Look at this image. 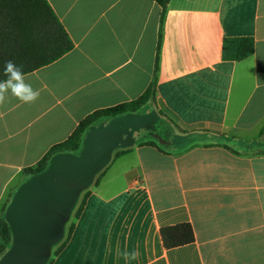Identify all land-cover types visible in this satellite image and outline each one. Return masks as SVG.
<instances>
[{
    "label": "crops",
    "instance_id": "crops-1",
    "mask_svg": "<svg viewBox=\"0 0 264 264\" xmlns=\"http://www.w3.org/2000/svg\"><path fill=\"white\" fill-rule=\"evenodd\" d=\"M47 1L74 48L25 75L35 103L9 94L0 105V225L25 169L156 78L169 146L145 139L113 159L50 264H264V0H171L157 72L156 1ZM237 38H252L255 53L224 59ZM183 223L195 242L167 249L161 230Z\"/></svg>",
    "mask_w": 264,
    "mask_h": 264
},
{
    "label": "water",
    "instance_id": "water-1",
    "mask_svg": "<svg viewBox=\"0 0 264 264\" xmlns=\"http://www.w3.org/2000/svg\"><path fill=\"white\" fill-rule=\"evenodd\" d=\"M160 120L151 106L139 114L103 121L85 134L78 154L55 155L45 171L21 184L5 211L12 243L0 264H49L82 193L112 163L116 151L146 138L170 144L159 134Z\"/></svg>",
    "mask_w": 264,
    "mask_h": 264
},
{
    "label": "trees",
    "instance_id": "trees-1",
    "mask_svg": "<svg viewBox=\"0 0 264 264\" xmlns=\"http://www.w3.org/2000/svg\"><path fill=\"white\" fill-rule=\"evenodd\" d=\"M154 1L162 8L158 53L155 65V71L157 72L159 69L163 24L168 4L171 0ZM73 48V41L47 0H0V81L7 79L4 73V66L9 60L21 67L24 75H26L57 61L72 51ZM254 53L255 43L252 38L226 39L224 41V59L226 60L242 61ZM155 87L156 78H154L151 86L141 98L114 107L101 109L88 115L80 122L74 133L65 142L52 147L37 165L24 170L27 180L45 171L50 160L55 155L60 153L78 154L85 134L90 128L111 118L126 114L142 113L147 110L148 106H154L156 97ZM159 114L161 117L158 125L159 134L163 139L170 142L173 134L171 125L161 113ZM262 132H264V128ZM150 139L152 141L148 142V145L158 146L156 139ZM125 151H116L114 159ZM104 172L105 170L96 178L94 184L98 183ZM88 191L82 193L80 201L67 225L66 236L54 248L52 257L58 254L59 250L67 243L73 231V220L81 212ZM7 206L8 204L6 205L5 211ZM0 232L5 240V244L0 247L1 259L9 250L12 243V234L5 219L1 221ZM161 234L167 249H173L195 242L194 230L189 223L163 228Z\"/></svg>",
    "mask_w": 264,
    "mask_h": 264
},
{
    "label": "clouds",
    "instance_id": "clouds-1",
    "mask_svg": "<svg viewBox=\"0 0 264 264\" xmlns=\"http://www.w3.org/2000/svg\"><path fill=\"white\" fill-rule=\"evenodd\" d=\"M4 73L7 79L0 81V105L5 103L9 94L24 104L31 105L37 101L40 92L34 89L30 83H26L21 67L9 60L5 63ZM121 255L125 261H134L139 258L140 253L138 249H134L132 251L125 250Z\"/></svg>",
    "mask_w": 264,
    "mask_h": 264
},
{
    "label": "rangeland",
    "instance_id": "rangeland-1",
    "mask_svg": "<svg viewBox=\"0 0 264 264\" xmlns=\"http://www.w3.org/2000/svg\"><path fill=\"white\" fill-rule=\"evenodd\" d=\"M146 139H149V138H146Z\"/></svg>",
    "mask_w": 264,
    "mask_h": 264
}]
</instances>
